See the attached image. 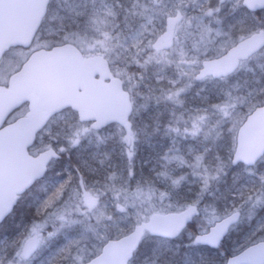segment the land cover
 Wrapping results in <instances>:
<instances>
[{"label": "snow or ice", "instance_id": "snow-or-ice-1", "mask_svg": "<svg viewBox=\"0 0 264 264\" xmlns=\"http://www.w3.org/2000/svg\"><path fill=\"white\" fill-rule=\"evenodd\" d=\"M67 3V0H65ZM196 0H175L171 7L164 0H150L145 4L141 0H134L130 8H124L125 20L129 17H143L146 23L130 37V42L121 43L116 37L113 44V36L110 28L117 25L114 20L118 15L112 7H95L88 11L87 5H69L68 14L73 18L87 16L88 23L97 31L102 33L103 40L99 41L101 47L107 52L120 49L118 55H124L128 62L134 63L140 69L139 72L129 74L124 71L123 76L129 81V93L125 95V102L130 111L135 103V96L143 98L142 107L149 103L172 105L171 117L166 122L165 134L172 137V145L161 157L163 163L161 170L156 173L158 177L170 180L173 187L178 188L184 175L173 178L171 166L177 168L187 166L192 169V175L199 177L201 187L197 198L183 205H166L170 215L174 219V225L166 231H152V224L163 212L157 209L154 200L158 199L161 204L165 199H170L166 191H159L153 184L137 182L135 186L131 181L135 177V169L132 165L134 160L135 132L127 119H123L124 134L120 140L126 146L124 155L128 161L127 174H118L107 161V153L99 160L103 170L102 180H97L96 185L81 193L80 189L86 184V177L80 174L78 178L68 176L43 200L37 215L41 218L34 221L26 234L19 238L9 239L3 243V254L0 255V264H29L34 254L48 241L56 237L57 233L73 225H81L85 231H95L91 221L94 218L99 225L105 220H112L101 207L102 197L111 194L115 200V207L124 212L129 206H140L143 213L142 219L138 213L137 233L143 236L145 230L152 231V234L163 235L165 238H179L183 231L190 226L189 222L195 216L204 213L205 227L194 236L191 245V252L177 251L170 264H205L203 260L196 259V253L202 249L220 250L225 235L231 226L237 223L242 214H246L249 220L258 215L257 210L264 212V173L258 176V180L251 185L242 186L234 194L231 205L226 206L223 211L213 206H205L202 210L199 205L204 194L209 192L214 183H217L226 169L237 167L243 163L250 170L255 165L256 157H246L241 161L240 154L230 151L227 157L219 152L215 156V165L212 166L206 161L207 149L204 152H196L190 149L192 159L186 160L180 154L176 137L196 140L203 135L206 139L211 137L213 141L220 140L223 136L225 124L229 125L228 131H234L239 123L238 109L245 103L249 104V110L264 112V101L254 102L256 96H264V87L258 90L253 89L247 95H236L234 91L222 90L223 99L212 100L205 96L202 104L196 107H185L184 97L196 81H206L218 78L227 82L230 74L238 67L257 53L264 54V0H235L233 8L243 6L247 14L254 20L259 19L258 26L249 29H241L239 34L224 32L219 25L221 6L224 0L213 5L211 0H204L199 3L200 15H188L185 7ZM50 6V0H47ZM111 18V19H110ZM160 18L161 27L156 28L154 20ZM207 18V20L205 19ZM213 22L216 27H213ZM149 25H153L151 31ZM145 33H150L151 38L147 39ZM67 39V37H66ZM128 39V38H126ZM147 42L145 43V40ZM155 67L152 73L154 83H144L149 67ZM264 67V66H262ZM173 68L175 78L167 76V69ZM139 76V81L136 77ZM143 85L145 91H140ZM135 90V96L131 93ZM215 117V119H213ZM101 123L97 122L91 128L77 126L69 136V143L77 146L81 137L94 129H99ZM158 130V129H157ZM61 151H64L61 148ZM56 152L49 150L46 159L55 157ZM89 172L98 170L88 168ZM254 174V173H252ZM47 178V169L43 175L30 185L31 190L43 186ZM18 202V198L14 197ZM63 201L61 206L58 202ZM175 207L173 213L170 210ZM17 211L16 203L5 206L0 203V228L11 234V218ZM78 214V215H74ZM52 221H59V227L55 231H49L47 238L41 235V230ZM58 244L59 241H56ZM79 240H73L66 246L59 248L51 256L47 264H72L80 262L82 258L76 256L73 259V252L79 250ZM142 245H137L140 247ZM91 264V262H90ZM169 264V262H166ZM213 264H264V223L260 224L248 242L241 249L235 252H221V259Z\"/></svg>", "mask_w": 264, "mask_h": 264}, {"label": "rangeland", "instance_id": "rangeland-1", "mask_svg": "<svg viewBox=\"0 0 264 264\" xmlns=\"http://www.w3.org/2000/svg\"><path fill=\"white\" fill-rule=\"evenodd\" d=\"M134 0H102L98 3L95 2L96 8H103L105 6L112 7L117 16L114 20V24L117 25L114 28H110L111 34L113 36L112 43L115 44L116 37H119L121 43L130 42V37L135 34V32L140 28L141 24L146 23V20L143 17H129L125 20L124 8H130ZM145 4H150V0H141ZM169 7L175 2V0H164ZM204 0H196L195 3H190L185 7V11L188 15L198 16L200 15L199 3H203ZM213 5L219 3V0H211ZM235 0H224V4L221 6V12L219 13V19L221 24L219 27L224 32H232L233 35L239 34L240 30L243 28L245 30L249 29L252 26H258L261 21L259 19H253L248 17L246 22L239 19V14H236V10L233 8ZM80 5L84 7L87 5L88 11H91L93 8V0H52L49 14L46 17V21L40 30L36 40L29 50H23L17 47L11 48L8 52L4 54V57L0 64V83L4 84L8 81V77L16 71L25 60L28 55V52H33L39 48H48L52 45L59 42H71L80 48L84 53L88 55H103L108 59L110 67L115 76H118L124 80L126 83V89L129 91V81L125 76L122 75L124 71L129 74L134 72H139L140 69L134 63L128 62L124 55H118L120 49H116L112 52H107L103 47L100 46L99 41L103 40V35L100 32H97L89 23L87 16H82L78 18L71 17L67 8L69 5ZM111 19V18H110ZM207 20V18H205ZM236 21L238 23H233ZM156 28L161 27V20L157 18L154 20ZM133 25V26H132ZM132 26L131 28H129ZM213 22V27H216ZM153 25H149L151 31ZM147 39L151 38L150 33H145ZM67 37V39H66ZM128 38V39H126ZM145 40V43L147 42ZM264 54L258 53L254 57L247 60L243 66L230 78L227 79V82L218 81L215 82L214 79H209L206 81L194 82L190 91L184 97L185 107H196L202 104V100L205 96L210 97L212 100H217V97L223 99V91L229 90L234 91L236 95H247V93L253 89L258 90L261 87H264ZM155 67L150 66L149 70L145 76V82L154 83V78L152 77ZM14 71V72H13ZM167 76L170 78H175V71L173 68L167 69ZM136 80L139 81V76L136 77ZM140 91L145 90L143 85L140 86ZM132 96H135V90L131 93ZM142 97L135 96V112L140 116L145 117V120H150L156 118V116L163 115V119H170L172 105H165L163 103L156 104L151 102L147 107H142L144 101ZM264 101V96H256L254 102ZM251 111L249 110V104L245 103L242 107L238 109L239 123L234 131H228L229 125L225 124L223 135L227 134V139L223 138L217 141H213L211 137L205 138L203 135L198 137L196 140L183 139L176 137L178 142V147L181 150L180 154L184 155L186 160H191L190 149L196 151L200 149V152H204L207 149L206 160L214 166L215 156L219 152L221 155L226 157L227 152H230V148L234 151L235 147V136L240 125L243 124L247 115ZM17 116V114H16ZM75 118L72 113L65 111L64 113L57 115L51 120L49 125L39 134L35 145L32 147L30 152L32 154H38L41 151H44L48 148L58 149L63 157V161L53 162L52 170L47 174V178L43 182V186L37 187L35 190H31L26 193L20 200V217L18 218V223L14 225L15 230L11 231V234L6 231L0 232V255L3 254V243L6 240L19 238L22 235L26 234L31 224L34 221H39L41 218L37 215L41 204L44 199L68 176L73 178H78L80 174L85 175L86 184L83 188L80 189L81 193L92 188L96 185L97 180H102L103 170L99 164V160L104 157V154L107 153L109 160L108 164H111L113 168L117 171L118 174H127L128 161L124 155L125 145L121 142L120 137L124 134V129H117L116 127H108L102 131H91L81 137L80 143L77 146H72L69 143V136L71 132L77 126L89 127V125H82L70 119ZM215 119V117H213ZM132 130L135 132L136 137L139 132L135 127L136 120L133 118L130 122ZM146 130L142 129L141 134L145 133ZM157 132V133H156ZM150 131L145 139L137 140L135 138L134 142V153L136 143H146L151 147L157 145L154 143L162 137L165 139L168 135L160 134L159 131ZM160 134V135H159ZM233 140V141H232ZM229 144V146H228ZM161 145V143H160ZM172 145V139H169V143H163L162 147L166 151ZM61 148L64 151H61ZM186 148V149H185ZM187 150V151H186ZM158 153L164 154V152L159 151ZM188 156V157H186ZM76 163L75 165L71 163ZM158 160V159H157ZM70 161V163H68ZM163 161L161 162V164ZM73 164V165H71ZM161 164L158 167H161ZM132 165L135 169V177L132 179L131 183L133 186L137 182L144 184L147 182V176L142 174L143 167L135 163V158L132 161ZM59 166V167H58ZM82 166V168H81ZM138 166H140L139 174L136 175L138 171ZM77 167H80L79 169ZM96 169L97 172H89L88 168ZM187 168L188 172L185 176L184 183L189 188V194L191 195L188 199H196L197 194L200 191L201 183L199 177L192 175V169L184 166L179 167L181 169ZM56 168V170H54ZM152 169V166H149V170ZM158 172L161 170L157 168ZM171 173L175 171L171 170ZM254 173V174H252ZM264 173V157L260 162L249 168L243 166L232 167L230 170V176L226 173L222 175L220 180L217 183L213 184V188H210L209 192L204 195L209 196L208 198L201 199V205L199 206L202 210L205 206H213L218 210L223 211L226 206L231 205L234 194L239 188L245 185H251L252 182L258 180V176ZM92 175H95L97 178H91ZM140 177H143L141 179ZM158 177V176H157ZM160 178V180H158ZM155 181L156 184L165 185V181L161 177H158ZM151 183V182H150ZM177 199H180L177 198ZM191 202V201H190ZM63 201L58 202V206H61ZM101 207H103L107 214L111 215L112 220H105L101 224L97 225L95 219L93 218L91 223L95 228V231H85L84 228L77 224L72 227H65L61 229L56 237L52 238L51 241L46 242L39 251L30 259L29 264H47V261L53 256L56 251L66 246L68 243L73 240H79V250L73 252V259L76 256L82 258V264L92 257L100 253L101 247L109 239L119 238L127 233H129L135 225H137L138 213L142 219L143 213L140 210V206L132 207L129 206L126 211L121 212L115 207V200L111 194H108L102 197L100 201ZM171 212H175L176 209L172 208ZM258 215L252 220L247 218L246 214L241 215V220L236 224L230 231L229 236L224 241L223 246L217 254L218 260L221 259V252H235L242 248L248 240L252 237V234L256 231L260 224L264 223V212L257 210ZM168 209H164L162 213H168ZM74 215H78L75 214ZM204 213L201 211L200 216H196L193 222L190 225L189 230L184 232L179 239V244L175 241H172L170 244L164 242V239L160 238L159 245L166 248H177L181 247L184 243V250H192L189 246L192 242L195 231H201L205 227ZM59 227V221H52L45 225L41 230V235L47 238V233L49 231H55ZM150 240L146 236L142 242V247ZM56 241H59L57 244ZM181 244V245H180ZM159 249V247H158ZM139 254V253H138ZM136 254L130 264H165L162 261L159 262V258L153 257L152 260H149L150 257H142L141 254ZM213 257V256H212ZM205 264H213L216 261H204ZM67 264H72V260H69ZM80 264V262H77ZM170 264V263H169Z\"/></svg>", "mask_w": 264, "mask_h": 264}, {"label": "water", "instance_id": "water-1", "mask_svg": "<svg viewBox=\"0 0 264 264\" xmlns=\"http://www.w3.org/2000/svg\"><path fill=\"white\" fill-rule=\"evenodd\" d=\"M48 5L47 0H0V60L10 47L31 44ZM107 74L104 58L85 61L74 46L63 45L33 53L10 78L9 86H0V203H16L14 197L19 198L43 175L49 162L59 158L54 149L49 150L55 151L56 156L47 159L49 150L37 156L28 152L37 133L53 115L69 107L81 121H92L93 125L100 122L99 129L128 120L132 112V106L129 111L125 102L128 92L118 78L105 81ZM24 102H29L28 113L4 125ZM235 152L240 154L241 161L256 157L257 163L264 156V112L257 109L246 117L237 131ZM174 223L170 213L161 214L153 222L152 231H166ZM152 231L145 230L144 234ZM143 236L137 233L136 225L130 233L109 240L85 264H129Z\"/></svg>", "mask_w": 264, "mask_h": 264}, {"label": "trees", "instance_id": "trees-1", "mask_svg": "<svg viewBox=\"0 0 264 264\" xmlns=\"http://www.w3.org/2000/svg\"><path fill=\"white\" fill-rule=\"evenodd\" d=\"M218 81L220 82V80H215V82H218ZM144 83H148V82L144 81ZM143 91H145V90H143ZM190 91H193V90H190ZM217 99H220V98L217 97ZM131 118L132 119L134 118L136 120L135 127L138 129V131L141 132L142 129L146 130V132L143 133V134H141L139 132L138 136L136 137L137 140L145 139V137L148 135V132H150L152 130H154L155 132L159 131L160 134L161 133L164 134L163 132H164L165 127H166V122L169 120V119H163V115H161V116L157 115L156 118H154V119L145 120V117L140 116L137 112H134ZM135 132H136V130H135ZM223 138L227 139V143L229 142L228 138H227V134L223 135L221 139H223ZM156 139H157V141H155L154 143H156L157 145H155L154 147H151L150 145H148L146 143H138L137 142L136 143V147H135V149H136L135 150V156H134L135 163H137V164H139V165H141L143 167L142 174L147 176V179H148L147 182L148 183L151 182V184H153L159 191H166V192H168L170 194V199H165L163 204H161L158 199L154 200L153 203L155 204V206H156V208L158 210L162 209V208L163 209H167L166 205L169 204V203H171L173 205H183L185 203H189L190 201H192V199L191 198L188 199L191 195L188 193L189 192V188L184 183V180L181 182V184H180V186L178 188L173 187L172 184H171V181L170 180H166L164 178H162V180L166 182L165 185L160 184V182H159V184L155 185V181L158 178L157 175H156V173L158 172L157 168L161 169V167H158V165L161 164V162H162L161 157L164 155V154L158 153L159 147H160V151L165 153L166 151H164V148L162 147V144L163 143H169V139H172V137L168 136L165 139L163 137L161 139H159V136H158ZM178 142H179V140H178ZM160 143H161V145H160ZM228 146H229V144H228ZM230 151H233L232 147L230 148ZM196 152H200V149H197ZM228 153L229 152H227L226 157H227ZM186 157H188V156H186ZM60 161H63V158L61 160L57 161V162H60ZM70 161H71V163H73L71 158H70ZM70 161H68V163H70ZM206 161L208 162V160H206ZM73 164L75 165L76 163H73ZM73 164H71V165H73ZM150 165L152 166V169H154L155 167H156V169L155 170H149V166ZM77 168L79 169L80 167H77ZM81 168H82V166H81ZM140 168L141 167L138 166V171H137L136 175L139 174ZM231 169H232V167L226 169V173L229 176L231 175V174H229ZM51 170H52V166H50V169H49L48 173ZM54 170H56V168ZM171 170L175 171V173H171L173 178L179 177L180 175L186 176L187 172H188L186 167L184 169L177 168L175 166V164H173L171 166ZM91 178H97V177L95 175H92ZM140 178L143 179V177H140ZM158 180H160V178H158ZM213 187L214 186L212 185L211 188H213ZM179 197H180V199H177ZM204 197L208 198L209 196L204 195ZM19 204H20V202H19ZM19 204L17 205V211L13 214V216L11 218V221H10L11 231L15 230L14 225L16 223H18V218L23 213V212L20 213L22 210H20V205ZM173 208L176 209L175 207H173ZM1 231H6V230L0 228V232ZM194 231L196 233L200 232V231H197V230H194ZM148 237L150 238V240L147 243H145V245L143 247L140 246V248L137 251V254L138 253L141 254V256L143 258L144 257H150L149 260H152L153 257L157 256L160 259L159 262L162 261L163 263L166 264V262L170 263L173 260V258H174L173 254L175 252H177V251H180V252H191L192 251V250H184V247H185L184 243L182 245L180 244L181 247H177V248L169 247V248H166V247H163V246L159 245L160 239H158L156 237H150V236H148ZM179 239L173 240V241H175V242H177L179 244L180 243ZM164 242L167 243V244H170L172 242V240H164ZM158 247H159V249H158ZM217 254H218V252L214 251L212 249H202V250H200L199 252L196 253V259L203 260V261H205V260L217 261L218 260Z\"/></svg>", "mask_w": 264, "mask_h": 264}, {"label": "flooded vegetation", "instance_id": "flooded-vegetation-1", "mask_svg": "<svg viewBox=\"0 0 264 264\" xmlns=\"http://www.w3.org/2000/svg\"><path fill=\"white\" fill-rule=\"evenodd\" d=\"M235 10H236V14H239V19L240 20H242V21H244V22H246V20L248 19V17H249V15L247 14V12L244 10V8H243V6H241V7H239V8H234ZM233 23H238V22H236V21H232ZM133 26V25H132ZM132 26H130L129 28H131ZM69 43V42H68ZM61 44H63V43H61ZM70 44V43H69ZM27 49H29V48H27ZM80 49V48H79ZM81 50V49H80ZM81 52H82V54H83V57H84V59L86 60V59H88L89 58V56L90 55H88L87 53H84L82 50H81ZM31 54V53H30ZM30 54H29V56H30ZM28 56V57H29ZM91 56H93V55H91ZM27 57V58H28ZM27 60V59H26ZM25 60V61H26ZM106 60L108 61V59L106 58ZM24 61V62H25ZM23 62V63H24ZM22 66V65H21ZM109 73H110V76L111 77H115V74L112 72V70H111V67H110V70H109ZM26 106V105H25ZM27 108V107H26ZM70 121H73V122H76V123H80V122H78V121H80L79 120V118L78 117H76V118H72V119H70ZM89 124V123H88ZM90 125V124H89Z\"/></svg>", "mask_w": 264, "mask_h": 264}, {"label": "bare ground", "instance_id": "bare-ground-1", "mask_svg": "<svg viewBox=\"0 0 264 264\" xmlns=\"http://www.w3.org/2000/svg\"><path fill=\"white\" fill-rule=\"evenodd\" d=\"M7 233H9V232H7Z\"/></svg>", "mask_w": 264, "mask_h": 264}]
</instances>
